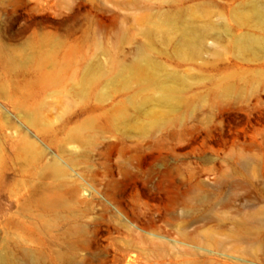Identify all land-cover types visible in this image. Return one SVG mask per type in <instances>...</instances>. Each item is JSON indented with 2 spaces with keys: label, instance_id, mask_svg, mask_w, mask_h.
<instances>
[{
  "label": "rangeland",
  "instance_id": "rangeland-1",
  "mask_svg": "<svg viewBox=\"0 0 264 264\" xmlns=\"http://www.w3.org/2000/svg\"><path fill=\"white\" fill-rule=\"evenodd\" d=\"M0 264H264V0H0Z\"/></svg>",
  "mask_w": 264,
  "mask_h": 264
},
{
  "label": "bare ground",
  "instance_id": "bare-ground-1",
  "mask_svg": "<svg viewBox=\"0 0 264 264\" xmlns=\"http://www.w3.org/2000/svg\"><path fill=\"white\" fill-rule=\"evenodd\" d=\"M41 199H42L41 202L44 203L45 206L49 207L52 204L51 198H49L48 194H47V197H42Z\"/></svg>",
  "mask_w": 264,
  "mask_h": 264
}]
</instances>
